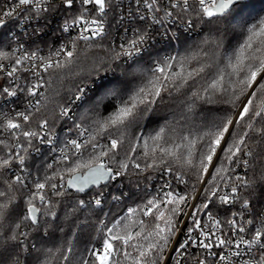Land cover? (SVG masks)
I'll list each match as a JSON object with an SVG mask.
<instances>
[{
	"label": "snow or ice",
	"instance_id": "1",
	"mask_svg": "<svg viewBox=\"0 0 264 264\" xmlns=\"http://www.w3.org/2000/svg\"><path fill=\"white\" fill-rule=\"evenodd\" d=\"M123 2H0V264H264V0Z\"/></svg>",
	"mask_w": 264,
	"mask_h": 264
},
{
	"label": "trees",
	"instance_id": "2",
	"mask_svg": "<svg viewBox=\"0 0 264 264\" xmlns=\"http://www.w3.org/2000/svg\"><path fill=\"white\" fill-rule=\"evenodd\" d=\"M0 2H2V0H0ZM11 30H12V26H10V24H8L7 27L0 30V41L3 42V46L6 49H7L8 41L11 39V36H10ZM201 35H203V33L200 32V34L198 36L190 38L189 42H191L192 40L199 39ZM99 55H102V53L98 49L91 50L86 55H81L80 63H81V67L84 68L83 75H87V70L91 65L92 59L99 56ZM75 83H76L75 78L69 77V78H66L62 84L61 83L57 84V87H59L61 90V95L52 97V101L49 104L48 113H47V115L49 116L50 119H53L56 115L57 104L62 102L63 99H65L69 95V90L74 91ZM89 106H90L89 103L86 101L84 104H82L79 108L76 109L77 115H79L80 113H83L85 108H89ZM164 114L165 113H161V119H162ZM56 124L58 127L61 124V121L57 120ZM152 126L153 125H149V127H152ZM37 159H39V158H37ZM253 165L256 168V170L259 171L261 166H264V160L257 158L255 161H253ZM159 182L160 181L158 179L151 181V183L154 184L156 187H158ZM122 183L124 185V188L122 189L123 191L132 192V193L137 192V189L135 188V178H133L131 183L129 182V179L125 178V179H123ZM145 183H148V182L145 181ZM141 187H143V184L141 185ZM149 191H151V189H149ZM133 199H136V197L134 196L132 199H126L123 203H120V204L115 205V206H113V204L110 203V204L105 206V211H110L113 215H116L117 213H122V211L125 210L126 205H130L132 203ZM91 235H94V233H90V232L83 233L82 234V242L80 244H78V248L82 247L83 243L88 242Z\"/></svg>",
	"mask_w": 264,
	"mask_h": 264
},
{
	"label": "built area",
	"instance_id": "3",
	"mask_svg": "<svg viewBox=\"0 0 264 264\" xmlns=\"http://www.w3.org/2000/svg\"><path fill=\"white\" fill-rule=\"evenodd\" d=\"M2 2H3V0H2ZM131 3H132V0H124V2H123V9H124L125 15L127 14V11H129V10L134 11V10H135V6H134V4H133L132 8L129 9V4H131ZM10 26H12V30H11V32H10V36H11V37H14V36H16L18 33L23 32V29H18V28H16L14 24H11V23H10ZM54 28H55V22L53 23L52 27H51L50 29H48V31H47L45 34H43V35H37V36H33V37H31L32 41L35 42V44H33L32 47H35V45L38 44V45L40 46V48H42V49L44 50V54H46V53H47V50H48V49H47V45H50V44H53V43H58V40H57L56 34L53 32V29H54ZM0 30H1V29H0ZM27 31H28V33H31V31H32L31 27H29V28L27 29ZM112 33H113V36H116V35L119 34V33H118V30H117L115 27H113V29H112ZM199 34H200V30L197 29L195 32L192 33V35H191L190 38H192V37H196V36H198ZM111 38H112V37H110V39H111ZM24 39H25V40H28V36H24ZM13 46H14V44H13ZM60 125H61V124H60ZM60 125L57 127V131H58L61 135H63V131H64L65 129H62V128L60 127ZM159 183H160V182H159ZM159 183H158V187H159ZM181 187H183V186H181Z\"/></svg>",
	"mask_w": 264,
	"mask_h": 264
}]
</instances>
